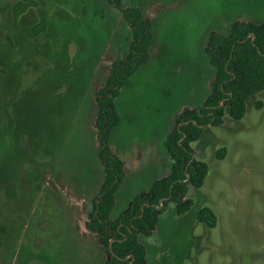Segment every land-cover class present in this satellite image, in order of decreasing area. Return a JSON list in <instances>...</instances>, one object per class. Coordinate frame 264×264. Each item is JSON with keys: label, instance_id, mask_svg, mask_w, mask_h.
Returning a JSON list of instances; mask_svg holds the SVG:
<instances>
[{"label": "rangeland", "instance_id": "rangeland-1", "mask_svg": "<svg viewBox=\"0 0 264 264\" xmlns=\"http://www.w3.org/2000/svg\"><path fill=\"white\" fill-rule=\"evenodd\" d=\"M121 1L152 15L155 34L114 100L109 145L126 169L114 214L170 172L165 141L176 114L211 92L210 30L264 21V0ZM129 38L106 0H0V264H104L85 227L103 179L96 93ZM190 144L207 174L188 186L186 212L169 201L155 231L140 235L148 264H264V88L241 118L226 106L223 123ZM202 206L216 214L214 227L197 219Z\"/></svg>", "mask_w": 264, "mask_h": 264}, {"label": "trees", "instance_id": "trees-1", "mask_svg": "<svg viewBox=\"0 0 264 264\" xmlns=\"http://www.w3.org/2000/svg\"><path fill=\"white\" fill-rule=\"evenodd\" d=\"M107 1L121 3V0ZM121 12L131 26V41L126 55L112 62L110 73L97 90L95 127L104 176L85 227L94 233L103 248L104 264H130L131 260L132 264H148L146 246L139 236L151 234L156 228L162 211L159 203L162 200L165 206L173 201L176 212L183 214L193 204L191 197H185L188 185L201 186L207 174V163L193 156L190 143L199 137L207 123H223L226 106L234 119L241 118L247 97L264 88V21L237 18L225 31H210L204 50L214 67L211 92L202 105L187 107L176 115L175 125L165 141L172 159L170 172L155 179L148 190L134 195L124 210L113 215L116 191L125 173L122 157L109 145L111 131L120 119L114 100L127 78L148 60L154 35L151 18L145 16L141 8L132 6ZM260 104L258 101L257 105ZM184 133L186 136L180 139ZM225 155L226 148L222 146L216 156ZM197 219L209 227L217 222L209 206L199 208ZM111 238H114L112 249L109 247ZM126 256L128 258L124 259Z\"/></svg>", "mask_w": 264, "mask_h": 264}, {"label": "flooded vegetation", "instance_id": "flooded-vegetation-1", "mask_svg": "<svg viewBox=\"0 0 264 264\" xmlns=\"http://www.w3.org/2000/svg\"><path fill=\"white\" fill-rule=\"evenodd\" d=\"M106 1H107V0H106ZM107 2H108V1H107ZM108 3H109V2H108ZM111 4H112V6H113L114 8H116V10L121 14V16H122L123 19H124V17H123V15H122L121 9H125V8L132 7V6H136V7L141 8L140 6H137V5H127V6H124V4L122 3V1H121V3H120L119 5H118L116 2H113V3H111ZM141 10L143 11L142 8H141ZM143 14H144L145 16H148V17L151 18V27H152V30H153V33H154V28H153V16L150 15V14H145L144 11H143ZM124 20H125V19H124ZM240 20L242 21V20H244V19H240ZM125 22H126V24L128 25V27H129V32H130V38H129V39H130V41H131V31H130V30H131V26L129 25V23H128L126 20H125ZM211 30H217V29H211ZM211 30H210V31H211ZM209 33H210V32H209ZM154 34H155V33H154ZM208 35H209V34H208ZM251 36H252V35H251ZM153 37H154V35H153ZM207 37H208V36H207ZM130 41H129V43H130ZM152 41H153V39H152ZM206 41H207V40H206ZM151 44H152V42H151ZM151 44H150V46H151ZM205 45H206V44H205ZM128 47H129V46H128ZM149 49H150V47H149ZM125 55H126V54H125ZM125 55H124V56H125ZM149 56H150V52H149ZM206 56H207V55H206ZM122 57H123V56H122ZM120 58H121V57H120ZM116 59H118V58H116ZM148 59H149V58H148ZM114 60H115V59H114ZM114 60H113V61H114ZM113 61H112V62H113ZM112 62H111V64H112ZM110 69H111V66H110ZM109 73H110V72H109ZM107 76H108V75H107ZM128 78H129V77H128ZM128 78H127V79H128ZM104 81H105V80H104ZM126 81H127V80H126ZM126 81H125V82H126ZM125 82H124V83H125ZM102 85H103V84H102ZM102 85H101V86H102ZM101 86H100V87H101ZM100 87H99V88H100ZM121 87H122V86H121ZM121 87H120V88H121ZM99 88H98V89H99ZM120 88H119V91H120ZM96 95H97V93H96ZM116 97H117V96H116ZM116 97H115V98H116ZM221 102H222V101H221ZM202 104H203V103H202ZM202 104H200V105H202ZM200 105H191V106H186L185 108H187V107H193V106H200ZM219 105H222V103H221V104L219 103ZM185 108H183V109H185ZM183 109L179 110V112H181ZM96 111H97V104H96ZM179 112H178V113H179ZM178 113H177V114H178ZM177 114H176V115H177ZM95 115H96V112H95ZM119 117H120V116H119ZM175 117H176V116H175ZM180 124H181V123H180ZM208 124H211V123H207L206 125H208ZM94 125H95V118H94ZM174 125H175V123H174ZM206 125H204V126H206ZM95 128H96V127H95ZM170 131H171V130H170ZM170 131H169V132H170ZM96 134H97V131H96ZM184 134H186V133H184ZM184 134H183V135H184ZM97 137H98V134H97ZM180 139H183V136H182ZM98 143H99V142H98ZM165 146H166V143H165ZM101 166H102V165H101ZM123 166H124V160H123ZM124 167H125V166H124ZM102 169H103V168H102ZM125 170H126V169H125ZM124 175H125V173H124ZM165 175H167V174H164L163 176H165ZM103 176H104V174H103ZM163 176H161V177H163ZM188 177H189V176H187V177L185 178V180H187ZM123 178H124V176H123ZM158 178H160V177H158ZM155 179H157V178H155ZM155 179H154V180H155ZM154 180H153V181H154ZM102 181H103V179H102ZM102 181H101V183H100V185H99L98 193H97V194H99V190H100V186H101V184H102ZM153 181H152V182H153ZM152 182H151V183H152ZM122 184H123V181H122L121 185L118 187V189L122 186ZM150 185H151V184H150ZM150 185H149V187H150ZM189 185H191V184H189ZM189 185H188V186H189ZM149 187H148V188H149ZM148 188L145 189V190H148ZM118 189H117V191H116V200H115V203H114V207H115V204H116V202H117V192H118ZM141 191H144V190H141ZM141 191H140V192H141ZM138 193H139V192H138ZM136 194H137V193H136ZM136 194H135V195H136ZM96 196H97V195H96ZM133 197H134V196H133ZM133 197H132V198H133ZM185 197H187V196L185 195ZM132 198H131V199H132ZM131 199L127 202L126 206H125L122 210H124V209L129 205ZM92 201H93V200H92ZM162 205H163V203H162V200H161V202L159 203L158 207H159V208H162V210H163V208H164L165 206H164V205L162 206ZM90 206H91V208H90V210H91V209H92V206H93L92 202H91ZM122 210H121V211H122ZM113 211H114V208H113ZM89 212H90V211H89ZM89 212H88V213H89ZM119 212H120V211H119ZM119 212H118V213H119ZM161 212H162V211H161ZM118 213H117V214H118ZM112 214H113V215H117V214H114L113 212H112ZM160 214H161V213H160ZM160 214H159V216H160ZM87 218H88V216H87ZM87 218H86V219H87ZM85 221H86V220H85ZM158 221H159V220H158ZM157 224H158V223H157ZM156 227H157V226H156ZM155 229H156V228H155ZM155 229H154V231H155ZM88 231H89V230H88ZM154 231H153V232H154ZM153 232H152V233H153ZM89 234H90V235H91V234L94 235V233H92V232H90V231H89ZM140 235H141V234H140ZM94 236H95V235H94ZM95 238H96V236H95ZM111 239H112V238H111ZM111 239H110V240H111ZM139 239H140V236H139ZM113 240H114V238H113ZM140 240H141V239H140ZM95 241H96V243L99 245V243L97 242V239H96ZM112 242H113V241H112ZM142 242H143V241H142ZM109 243H110V241H109ZM99 247L103 250V248H102L100 245H99ZM109 247H110V246H109ZM103 252H104V250H103ZM104 256H105V254H104ZM104 258H105V257H104ZM127 258H128V257H127ZM127 258H126V259H127ZM131 261H133V260H131ZM130 264H131V262H130Z\"/></svg>", "mask_w": 264, "mask_h": 264}, {"label": "water", "instance_id": "water-1", "mask_svg": "<svg viewBox=\"0 0 264 264\" xmlns=\"http://www.w3.org/2000/svg\"><path fill=\"white\" fill-rule=\"evenodd\" d=\"M251 35H252V37H253V33H251ZM222 102H220V104H221ZM186 136V134H184L183 135V138ZM187 176H189V175H187ZM112 241H113V238L110 240V243H109V246H110V248L112 249ZM128 256H126V257H124V259H126ZM133 257V256H132ZM131 264H132V261H131Z\"/></svg>", "mask_w": 264, "mask_h": 264}]
</instances>
